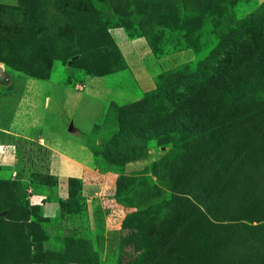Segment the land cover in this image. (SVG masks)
I'll list each match as a JSON object with an SVG mask.
<instances>
[{"label":"rangeland","instance_id":"374dc122","mask_svg":"<svg viewBox=\"0 0 264 264\" xmlns=\"http://www.w3.org/2000/svg\"><path fill=\"white\" fill-rule=\"evenodd\" d=\"M261 22L264 0H0V264H264ZM49 85L87 95L67 132L95 170H52Z\"/></svg>","mask_w":264,"mask_h":264},{"label":"crops","instance_id":"0c3cea01","mask_svg":"<svg viewBox=\"0 0 264 264\" xmlns=\"http://www.w3.org/2000/svg\"><path fill=\"white\" fill-rule=\"evenodd\" d=\"M120 41L124 43V40ZM90 83L92 85L88 87H90L92 91L88 93L102 95L101 91L95 92L99 82L97 80H91ZM36 87L39 88L42 86L38 85ZM83 95H86L83 93V90L77 91L62 85L47 86L46 94L41 101L42 105L40 108L44 112L57 117V120L65 119L66 124L58 123L55 120L53 122L37 121L35 124L37 130L34 129V132L36 131L35 133L40 135L41 142L51 150L53 157L52 170H59L57 174L62 177V179L67 178L74 170H95L91 165V155L84 145L67 132V130L72 127V125L68 126V124L79 119L77 115L81 107L84 106ZM29 130L30 128L27 126L23 131L26 133ZM29 132L33 133L31 130ZM35 205L41 206V211L45 218L53 217L56 207L54 202L45 201L43 203L37 201Z\"/></svg>","mask_w":264,"mask_h":264},{"label":"trees","instance_id":"16d2710c","mask_svg":"<svg viewBox=\"0 0 264 264\" xmlns=\"http://www.w3.org/2000/svg\"><path fill=\"white\" fill-rule=\"evenodd\" d=\"M262 24H257L255 27V29H257L260 33H262L263 32V30H264V23L263 22H261ZM253 35V32L252 33H250V32H247V33H243L241 36H243V37H249V36H252ZM226 55H228V54H225V56ZM222 58L221 59H219V60H215V62H214V64L211 66V69H213V72H215L216 74L217 73H219V71H220V68L224 65V63H222ZM177 100H178V98H176ZM34 264H37L38 262H33ZM32 262H29V264H33ZM70 263H74V264H82V262H81V260L79 261V260H69V261H67L65 264H70ZM39 264V263H38ZM43 264H58L57 262H54V263H52V262H45V263H43Z\"/></svg>","mask_w":264,"mask_h":264}]
</instances>
